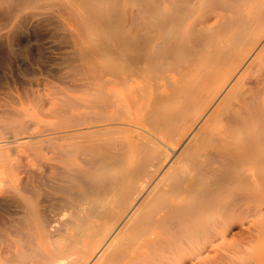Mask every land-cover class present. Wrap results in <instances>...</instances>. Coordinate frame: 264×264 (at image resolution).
I'll use <instances>...</instances> for the list:
<instances>
[{
  "label": "bare ground",
  "instance_id": "6f19581e",
  "mask_svg": "<svg viewBox=\"0 0 264 264\" xmlns=\"http://www.w3.org/2000/svg\"><path fill=\"white\" fill-rule=\"evenodd\" d=\"M119 1L78 0L100 59L21 131L0 264H264V0Z\"/></svg>",
  "mask_w": 264,
  "mask_h": 264
},
{
  "label": "rangeland",
  "instance_id": "374dc122",
  "mask_svg": "<svg viewBox=\"0 0 264 264\" xmlns=\"http://www.w3.org/2000/svg\"><path fill=\"white\" fill-rule=\"evenodd\" d=\"M17 1L19 2L17 3ZM120 1L119 4H115V6L119 5L118 8L124 3V5H126L129 0ZM27 2L28 4H26ZM95 3L99 4L100 2L95 1ZM127 5L129 6L122 7L125 9L127 8L126 10L128 12L130 9H134L132 8L134 7V2L129 1ZM83 11L84 9L78 0H0V127L4 128L0 130H4L5 133L1 134L2 131H0L1 230L6 228L13 220H16V217H20V212H17V214H15L16 212H11V210L18 211V207H13L14 204L17 206V201L14 196L8 194V191L10 189V181L12 178L16 179L14 178L16 173L18 172V177L21 175L22 170L20 169L23 167V155L20 148L24 146L21 143L26 140L21 139L28 136L25 132L29 131L35 133L39 125L49 121L53 113L54 105L63 100L62 96L67 99L69 95H72V86L83 82V79H80V81L75 80L78 77L77 73L79 72L78 74H82L83 71L86 70L89 60L93 58L96 60L100 59L98 56L100 50L95 47V41L92 40L96 38L95 40L97 41V39H99L98 37L100 36L102 38L103 34L98 33L99 36H95L94 38L84 30V26H82L84 24H82L83 21L80 20L81 18L77 16L74 17L76 14H82ZM73 13H75V15H73ZM67 14L70 17H68ZM71 16L73 17L71 18ZM80 30L82 31L81 33ZM77 32H79V34H77ZM81 34H83L82 38ZM75 39H77L78 42L75 41ZM74 45L75 47H73ZM84 48L90 51L93 58L87 60V63H85L86 67L82 65L85 68L83 67L84 69L81 71L82 73H80V71H76V69L82 68V66L80 67L82 60H77L75 56L79 55L78 58L86 59V54L88 55L89 52H83L85 57L81 56L82 53H80L85 50ZM255 49L256 47L253 48L249 54L250 61L252 59L251 55L254 56L257 52H255ZM78 50L80 54H77ZM94 51H97V53ZM90 57L91 56L88 58ZM73 58L77 61H74ZM181 59L183 60L184 58ZM246 59H248V57ZM182 60H180V62H182ZM68 62L72 63L69 64ZM77 63H79V66H76ZM70 68H74L73 71H71L72 69ZM259 68L260 69H256L257 72L255 68H253V72L249 70L247 72L249 73V75H247L249 78L244 79L246 83L245 86L252 89L250 92L256 91L257 89L260 93L259 90H262V87H259L261 89L256 88L264 84L261 82L262 77L259 76V80H261L259 84L254 81H258V77L256 76L261 75V69H264V61ZM263 74L264 72L262 75ZM74 75H77V77H74ZM79 77L84 78V75H79ZM233 77L234 76H232V78ZM253 78H255V80ZM252 81L255 83L254 85ZM225 87L227 86L225 85L220 93L226 89ZM253 93L255 96L257 95V92ZM209 108L210 107L207 108V111H205L203 115L208 112ZM18 113L20 114L17 115ZM196 115H198V113H196ZM5 123L6 125H4ZM197 123L198 122L195 124L196 126L198 125ZM200 123H202V121ZM194 126L191 130H195L196 127L194 128ZM16 131L20 132V134ZM21 131L25 132L22 133ZM43 196H41L43 197L42 199L39 196V202L42 205V209L45 210L43 214H47L44 215V220L47 221V209L50 202H47L48 198L45 194H43ZM251 233L252 234L249 233L250 240H258L256 236L258 233L256 232L257 234H255L253 231H251ZM250 240L247 242L249 245L257 243V240L255 242H251ZM260 242L264 241L260 240ZM236 255L238 257L241 253L238 251Z\"/></svg>",
  "mask_w": 264,
  "mask_h": 264
}]
</instances>
